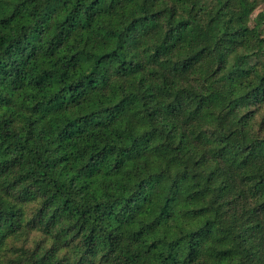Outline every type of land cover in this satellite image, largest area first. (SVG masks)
I'll list each match as a JSON object with an SVG mask.
<instances>
[{
    "label": "trees",
    "instance_id": "trees-1",
    "mask_svg": "<svg viewBox=\"0 0 264 264\" xmlns=\"http://www.w3.org/2000/svg\"><path fill=\"white\" fill-rule=\"evenodd\" d=\"M264 0H0V264H264Z\"/></svg>",
    "mask_w": 264,
    "mask_h": 264
},
{
    "label": "rangeland",
    "instance_id": "rangeland-1",
    "mask_svg": "<svg viewBox=\"0 0 264 264\" xmlns=\"http://www.w3.org/2000/svg\"><path fill=\"white\" fill-rule=\"evenodd\" d=\"M259 11L264 13V1L256 8V10L253 13V16H255ZM263 33H264V26H263Z\"/></svg>",
    "mask_w": 264,
    "mask_h": 264
}]
</instances>
